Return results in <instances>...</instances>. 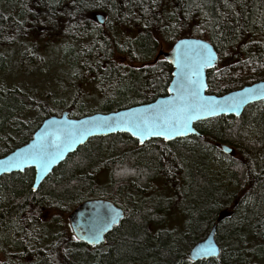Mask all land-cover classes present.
<instances>
[{
	"label": "trees",
	"instance_id": "16d2710c",
	"mask_svg": "<svg viewBox=\"0 0 264 264\" xmlns=\"http://www.w3.org/2000/svg\"><path fill=\"white\" fill-rule=\"evenodd\" d=\"M188 36L218 52L208 92L264 79V0H0V43L61 42L72 84L86 80L96 100L71 99L81 88L37 99L0 75V156L29 141L51 114L79 117L165 95L173 67L158 56L160 43L170 48ZM5 67L0 53V71ZM195 126L202 137L143 144L124 132L92 137L35 191L34 168L2 175L0 264H264V100L239 117ZM223 158L236 190L211 170ZM98 197L125 216L103 243L88 245L71 230L69 214ZM215 223L220 258H188Z\"/></svg>",
	"mask_w": 264,
	"mask_h": 264
},
{
	"label": "water",
	"instance_id": "95a60500",
	"mask_svg": "<svg viewBox=\"0 0 264 264\" xmlns=\"http://www.w3.org/2000/svg\"><path fill=\"white\" fill-rule=\"evenodd\" d=\"M95 17L100 23L105 22L104 13L98 12ZM160 54L173 67L165 95L109 112L96 111L79 117L70 116L68 110L51 114L42 121L29 141L0 156V177L34 168L32 187L35 191L55 167L92 137L124 132L137 139L140 144L152 138L171 141L191 135L202 137L195 126L196 122L221 115L239 117L249 105L264 100V79L223 94L208 92L207 72L216 67L219 55L207 39L180 37L169 50L161 49ZM178 73L182 75H177ZM197 90L199 95H194ZM185 108L191 109L190 119L180 111ZM157 117L160 120L178 121L177 127L180 130L172 132L167 138L151 133L141 136L134 134L129 124V121L137 118H148L151 121ZM42 148H46L48 152L44 158L39 156ZM221 148L229 154L233 151L226 144H222ZM32 156L37 158L33 159ZM124 216L125 210L121 206L110 199L98 197L79 203L70 212L69 220L72 231L79 240L88 245H98L105 241L106 235ZM216 226L217 223L190 248L188 258L193 261L220 258L221 247L216 239Z\"/></svg>",
	"mask_w": 264,
	"mask_h": 264
},
{
	"label": "rangeland",
	"instance_id": "374dc122",
	"mask_svg": "<svg viewBox=\"0 0 264 264\" xmlns=\"http://www.w3.org/2000/svg\"><path fill=\"white\" fill-rule=\"evenodd\" d=\"M45 45H34L25 40L9 45L0 43V53L5 56L6 61L5 70L0 71V75L31 92L32 96L37 99L51 98L54 100L67 94L75 95L73 93L75 88H81L83 93L76 98L72 96L71 99L76 100V103L84 102L88 106H92L90 101L96 102V100L91 94H86L90 91L86 80L83 82L81 79L79 83L72 84L73 79L70 78L67 71L69 68L67 58L62 57V43ZM170 48L161 42L158 56L163 57L160 54L161 49L169 50ZM223 160L214 161L211 164V170L220 176L219 181L224 187L236 190L238 186L229 177L225 169L226 159L223 158ZM45 214V218L50 217L48 211Z\"/></svg>",
	"mask_w": 264,
	"mask_h": 264
},
{
	"label": "snow or ice",
	"instance_id": "6c2138e0",
	"mask_svg": "<svg viewBox=\"0 0 264 264\" xmlns=\"http://www.w3.org/2000/svg\"><path fill=\"white\" fill-rule=\"evenodd\" d=\"M207 62V61H206ZM177 75H182V73H178ZM178 83H180L178 81ZM181 87L183 85L181 84ZM179 91V89H178ZM194 95H199V91L197 90ZM200 107H207L206 105H200ZM181 112H183L187 119L191 118V115L189 114L191 112V109H180ZM159 121V122H158ZM186 123V120L184 121ZM178 121H168V120H160L159 117H157L154 120H149L148 118H137L134 120L129 121L130 126L132 127V130L134 131V134H139L143 136L145 133H151L156 135H163L165 138H167L172 132L179 131L180 129L177 127ZM48 155L47 149L42 148L41 152L39 154L40 158H44ZM33 159H36V156H32ZM18 166V165H17Z\"/></svg>",
	"mask_w": 264,
	"mask_h": 264
},
{
	"label": "flooded vegetation",
	"instance_id": "af4514ba",
	"mask_svg": "<svg viewBox=\"0 0 264 264\" xmlns=\"http://www.w3.org/2000/svg\"><path fill=\"white\" fill-rule=\"evenodd\" d=\"M231 147V146H230ZM232 148V147H231ZM233 149V148H232ZM33 182H34V180H33ZM32 185H33V183H32Z\"/></svg>",
	"mask_w": 264,
	"mask_h": 264
}]
</instances>
